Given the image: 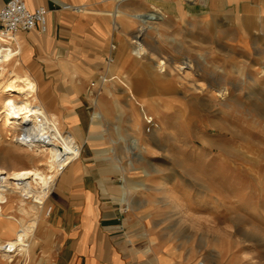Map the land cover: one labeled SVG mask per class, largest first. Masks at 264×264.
Here are the masks:
<instances>
[{
  "label": "crops",
  "instance_id": "0c3cea01",
  "mask_svg": "<svg viewBox=\"0 0 264 264\" xmlns=\"http://www.w3.org/2000/svg\"><path fill=\"white\" fill-rule=\"evenodd\" d=\"M8 1L0 0V8ZM25 1L31 9H48L49 27L46 33L34 29L19 34L23 59L39 79L48 108L82 146L81 156L58 178L42 208L49 200L48 215L44 222L40 218L33 241L36 264L243 260L237 262L236 237L229 230L235 215L220 211L215 187L192 188L187 179L166 171L123 165L138 159L111 154L97 137L102 114L96 110L91 117L86 87L88 80L111 73L114 63L126 64L124 72L133 75L140 57L134 39L144 30L138 15L156 9L167 17L153 29H162L167 42L179 37L159 46L179 48L178 57L187 54L182 40L187 34L205 40L211 49L264 56V0ZM62 3L85 9L65 10ZM148 36L157 41L156 35Z\"/></svg>",
  "mask_w": 264,
  "mask_h": 264
},
{
  "label": "rangeland",
  "instance_id": "374dc122",
  "mask_svg": "<svg viewBox=\"0 0 264 264\" xmlns=\"http://www.w3.org/2000/svg\"><path fill=\"white\" fill-rule=\"evenodd\" d=\"M138 16L144 30L134 40L142 41L149 53L136 56L133 75L124 72L126 64L114 63L111 73L95 80L108 77L100 88L90 89L92 81H87L90 115L93 118L96 110L102 114L97 137L108 144L111 154L137 158L133 163L123 162L134 170L145 165L187 179L192 188L213 185L220 211L235 215V226L230 225L229 230L236 237L237 262L243 259L237 264H264V56L211 49L205 40L187 34L182 36L187 54L178 57L175 50L179 48L159 45L177 42L179 37L167 42L162 29L160 33L153 29L166 14L156 9ZM148 35H156L157 41ZM159 58L169 64L160 78ZM186 59L194 61L193 68L180 74L177 67ZM184 71H188L186 75ZM224 88L228 92L221 97L217 91ZM146 113L158 123L151 132L147 131ZM66 131L64 127L63 133L77 141ZM0 134V165L31 167L32 159L9 138L1 118ZM19 202L20 196L10 193L1 210L0 242L24 236L27 242L13 249L10 264H36L32 250L36 231L24 232ZM48 212L49 200L40 214L41 222ZM26 246L28 259L24 256ZM216 260L217 264L223 261Z\"/></svg>",
  "mask_w": 264,
  "mask_h": 264
},
{
  "label": "bare ground",
  "instance_id": "6f19581e",
  "mask_svg": "<svg viewBox=\"0 0 264 264\" xmlns=\"http://www.w3.org/2000/svg\"><path fill=\"white\" fill-rule=\"evenodd\" d=\"M15 40L19 47L15 44L14 48L13 45L4 48L6 38L0 35V118L2 126L10 135L9 138L25 150L33 165L10 169L0 165V216L3 206L9 200V194H18L19 211L24 216L21 219L24 232L34 234L47 198L65 169L81 156L82 146L63 133L59 116L48 108L40 93L39 79L23 59V46L19 35L15 36ZM134 42L137 43L134 49L137 55L142 57L149 53L141 41ZM192 62V59L183 61L177 67L180 74L183 69H192ZM18 66H22L23 70H17ZM168 66L166 60L159 58V78L167 71ZM184 72L186 75L188 71ZM256 84L257 80L255 86ZM227 92L224 88L217 91V94L225 97ZM2 141L0 134V142ZM26 242L24 236L17 240L0 242V264L13 262V249ZM29 252V247L26 246V259L29 258Z\"/></svg>",
  "mask_w": 264,
  "mask_h": 264
},
{
  "label": "built area",
  "instance_id": "2783aa9c",
  "mask_svg": "<svg viewBox=\"0 0 264 264\" xmlns=\"http://www.w3.org/2000/svg\"><path fill=\"white\" fill-rule=\"evenodd\" d=\"M61 8L77 12L84 11L85 9L82 6L70 3H62ZM48 13V9L44 6H38L35 9H31L25 0H9L5 3L0 8V35L6 38L3 47L9 48L13 45L14 48L15 44L19 47L16 43L15 36H18L21 32L39 29L41 33H46L49 27ZM113 48H116V46ZM113 60V58H110L111 62H113ZM107 79L108 77L103 76L99 81H92L90 89L95 91V87L100 88V85H103ZM98 94H101L100 90ZM145 121L148 125L147 131L149 132L155 130L158 126L156 119L149 113H146ZM127 211L128 205H125L122 212L125 213ZM198 264L210 263L201 260Z\"/></svg>",
  "mask_w": 264,
  "mask_h": 264
}]
</instances>
